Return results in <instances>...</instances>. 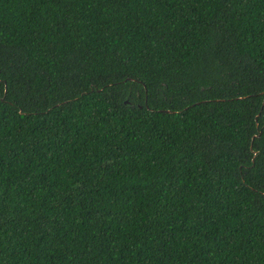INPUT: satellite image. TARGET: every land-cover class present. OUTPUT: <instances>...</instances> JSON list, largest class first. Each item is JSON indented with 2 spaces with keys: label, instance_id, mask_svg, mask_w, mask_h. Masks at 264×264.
I'll list each match as a JSON object with an SVG mask.
<instances>
[{
  "label": "trees",
  "instance_id": "1",
  "mask_svg": "<svg viewBox=\"0 0 264 264\" xmlns=\"http://www.w3.org/2000/svg\"><path fill=\"white\" fill-rule=\"evenodd\" d=\"M0 264H264V0H0Z\"/></svg>",
  "mask_w": 264,
  "mask_h": 264
}]
</instances>
